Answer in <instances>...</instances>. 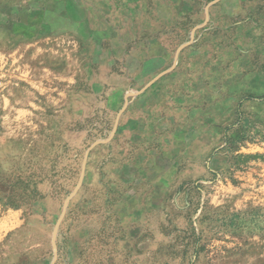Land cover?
<instances>
[{
	"label": "rangeland",
	"instance_id": "374dc122",
	"mask_svg": "<svg viewBox=\"0 0 264 264\" xmlns=\"http://www.w3.org/2000/svg\"><path fill=\"white\" fill-rule=\"evenodd\" d=\"M251 1L108 0L91 35L25 33L39 23L2 1L0 264L264 255V2ZM160 113L212 133L208 172L180 193V178L158 183Z\"/></svg>",
	"mask_w": 264,
	"mask_h": 264
},
{
	"label": "crops",
	"instance_id": "0c3cea01",
	"mask_svg": "<svg viewBox=\"0 0 264 264\" xmlns=\"http://www.w3.org/2000/svg\"><path fill=\"white\" fill-rule=\"evenodd\" d=\"M2 1L10 3L9 9L17 7L18 11L20 10L25 13L27 20L32 21L34 19L39 23V25L31 27L23 26L26 29L25 33L75 32L88 33V35L95 33V24L92 20L100 16L98 15V3L108 2V0H1L0 5H2ZM262 1L264 2V0ZM251 2L254 3L255 1L252 0ZM48 12L58 20L68 19L72 29L66 26H55L56 28L51 29L46 21ZM43 17L45 18L43 19ZM163 116V113H160L158 116V183L161 179L160 172L166 173L164 174L165 179L180 178L181 182L175 188L180 193V186L186 178H198L203 176L205 171L208 172L206 169L207 165L205 164L210 156L213 137L209 126L205 129V125L200 122L201 120L197 124L193 122L194 124L190 126L191 130L189 124L185 125L187 128L177 127L178 125L175 124L176 119L161 122ZM164 123L170 124L167 126ZM172 124L177 126H173ZM177 128L183 131L177 133ZM189 129L190 132L187 135ZM194 130L196 133H194ZM163 134H168L170 136L169 140L168 135L165 136L166 139L164 140ZM162 150L166 152L165 155H162ZM165 161H167L166 166L163 167L162 165ZM166 191H169V189L158 185V213L164 207ZM258 256L259 259L255 261V264H264V255L261 253Z\"/></svg>",
	"mask_w": 264,
	"mask_h": 264
}]
</instances>
